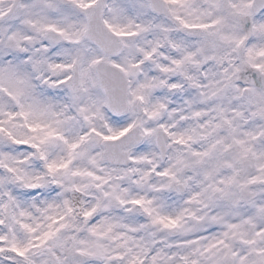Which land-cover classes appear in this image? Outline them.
Listing matches in <instances>:
<instances>
[{
  "label": "snow or ice",
  "instance_id": "snow-or-ice-1",
  "mask_svg": "<svg viewBox=\"0 0 264 264\" xmlns=\"http://www.w3.org/2000/svg\"><path fill=\"white\" fill-rule=\"evenodd\" d=\"M0 264H264V0H0Z\"/></svg>",
  "mask_w": 264,
  "mask_h": 264
},
{
  "label": "clouds",
  "instance_id": "clouds-1",
  "mask_svg": "<svg viewBox=\"0 0 264 264\" xmlns=\"http://www.w3.org/2000/svg\"><path fill=\"white\" fill-rule=\"evenodd\" d=\"M207 54L208 55H214L216 53L209 51ZM209 67L213 68V67H215V65L213 63H210ZM191 71L193 72V74H198V70H196V69H191ZM140 79H141V77L133 78V85L132 86L134 87ZM185 83L188 84V82H185ZM190 87H191L190 84H188L186 91H188L190 89ZM173 95H175V94H173ZM187 98L188 97L182 98V96H176L175 100H172L171 97H169L170 106H169L168 110L163 111L157 120L149 121V123L152 126H156L161 121H163V122H175L178 119V115H171V116L169 115V113L172 111V105L180 106L181 104H184V106L187 107V105L185 103ZM193 98H195L197 100V102L201 99L200 97H198L196 95L195 92H193ZM61 102H63V98H61ZM143 107H145L144 104H138L134 111H127L125 113H122V115H125L128 119H145L146 120L147 118L145 117V115L143 113ZM194 124H195V121H186L184 123L183 127L184 128H190V127L194 126ZM166 139H167L166 137H162V140L166 141ZM176 147H178V146H174L172 151H175ZM167 154H170V153H166V155ZM165 162H167L166 158H165ZM76 198L79 200L82 197L77 196Z\"/></svg>",
  "mask_w": 264,
  "mask_h": 264
}]
</instances>
